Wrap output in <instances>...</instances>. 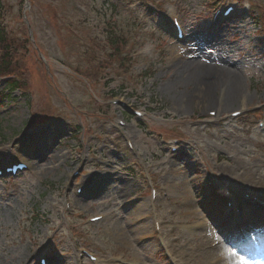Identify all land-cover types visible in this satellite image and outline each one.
<instances>
[{"label":"rangeland","instance_id":"obj_1","mask_svg":"<svg viewBox=\"0 0 264 264\" xmlns=\"http://www.w3.org/2000/svg\"><path fill=\"white\" fill-rule=\"evenodd\" d=\"M3 1L14 14L19 13V0ZM228 1L233 0L220 3ZM241 1L250 3L249 12H241L228 24L212 28L211 17L218 3L213 5L210 0H33L34 8L28 9L31 27L48 55L60 92L49 84V94L42 96L40 83L28 76L31 92L25 95L15 91L0 100V148L11 142L17 145L18 155L33 147L32 158H26L29 172L15 180L6 179L5 186L4 180L0 182V264H38L44 251L54 255L55 264H78L76 256L81 249L95 253L107 264H116L111 260L116 257L138 264H169L154 236L149 178L142 164L118 141L115 126L121 119L129 122L125 131L151 168L161 196L156 206L159 216H163V235L176 240L172 252H181V259L187 264H232L231 257L223 256L224 261H217L221 252L214 241L217 230L192 228L197 223L203 225L215 209L217 199H209L210 193L216 192L221 198L225 187L239 193L241 182L256 192L258 188L264 190V137L261 144L250 138L251 126L262 117L246 114L238 120L229 118L233 111L264 106V30L255 25L250 15L255 4L264 5V0ZM133 2L141 3L137 12L130 8ZM176 8L187 31L186 44L171 42L170 37L165 39L170 27L169 9ZM158 22L163 27L157 26ZM91 38L95 39L92 44ZM111 38L126 39L124 54L120 55L133 57L126 73L127 68L112 49ZM159 39L164 46L158 50ZM89 44L93 51L87 52L92 47ZM150 49H155L153 54H162L159 62L146 54ZM199 65L207 69L235 67L241 98L220 104L225 92L220 78L210 90L214 103L203 102V91L199 92L196 80L185 76L191 66ZM151 66L155 69L152 74L148 72ZM69 67L84 72L100 68L99 76L88 77L92 81L89 85ZM144 72L147 73L142 76ZM4 87L5 84L0 85V89ZM113 93L116 96L111 98ZM113 100L126 101L143 112L149 129L176 127L183 137L162 138L156 132L144 133L125 109L112 105ZM76 111H82L87 124L84 141L73 133L76 129L78 134L83 131ZM211 111H216L222 120L218 127L207 123V113ZM51 112L55 113L51 122L38 130L29 126L33 121L49 118ZM249 123L253 124L246 126ZM55 136L58 143L53 145ZM172 138L181 140L183 150L190 151L189 156L173 165L166 162L170 155L162 146ZM42 141L47 144L37 146ZM108 148H117L119 153L114 170L106 169L115 173L112 183L98 198L76 202L75 189L69 187L67 194L76 212L67 213L63 198L69 176L81 168L75 182L92 180L98 172L91 168L101 162L106 166ZM87 152L91 160L80 165ZM235 154V160L228 159ZM131 163L142 173L132 174ZM215 175L220 176L221 182ZM164 187L170 194L168 198L161 195ZM130 200L135 203L129 204ZM141 207H145L146 215L139 218ZM253 210L252 217L260 220L261 226L264 211L258 207ZM96 214H105L108 220L88 224L86 219ZM219 219L222 221L221 217L214 218ZM253 223L254 227L258 225ZM141 227L145 230L139 234ZM71 228L80 234L76 242Z\"/></svg>","mask_w":264,"mask_h":264},{"label":"bare ground","instance_id":"obj_2","mask_svg":"<svg viewBox=\"0 0 264 264\" xmlns=\"http://www.w3.org/2000/svg\"><path fill=\"white\" fill-rule=\"evenodd\" d=\"M234 69L230 68H209L207 69L206 67H202V66H191L188 71V73H185V76L187 77V79L191 78V80L197 82L198 84V89L199 92H201V90L203 91V93L201 94L202 97V101L203 102H207L208 104H211L214 101L213 95H211L210 90L212 89V87L216 86V82L220 79L221 83V87H223L226 91V96L223 98L222 102L226 103V105L232 101H236L238 98H241V93L238 92V88L240 87L241 89V82H240V78H239V74L237 71V69H235V67H233ZM183 74V73H182ZM185 79V77H184ZM239 89V90H240ZM214 103V102H213ZM221 103V101H220ZM145 207H141L140 208V212L138 214L139 218H142L144 215H146L145 212ZM145 228L141 227L139 229V234L144 233ZM146 232V231H145ZM173 256V255H172ZM210 257V256H209ZM217 260H221L222 258L220 256H216ZM211 258V257H210ZM212 260L215 261V258H213ZM178 263V260L175 261V264ZM66 264H72L71 261H68Z\"/></svg>","mask_w":264,"mask_h":264},{"label":"trees","instance_id":"obj_3","mask_svg":"<svg viewBox=\"0 0 264 264\" xmlns=\"http://www.w3.org/2000/svg\"><path fill=\"white\" fill-rule=\"evenodd\" d=\"M1 1H0V16L2 14V9H4V7L1 5ZM7 32H6V28H4L2 26V24H0V51L3 50L4 52L2 53V55H0V75L3 74H10V75H14V73H18L19 75L22 74L23 69V65L22 62H19L18 64V60L14 59L15 58V53L13 47H14V41H12L11 39L8 38L7 36ZM20 84L16 81L12 82L3 92H0V97L4 98V97H8L6 95V91H10L13 92L15 91V89H17V87H19Z\"/></svg>","mask_w":264,"mask_h":264},{"label":"snow or ice","instance_id":"obj_4","mask_svg":"<svg viewBox=\"0 0 264 264\" xmlns=\"http://www.w3.org/2000/svg\"><path fill=\"white\" fill-rule=\"evenodd\" d=\"M232 256H235L236 255V253L235 252H232V253H230ZM240 264H247V261L244 259V257L243 256H241L240 258Z\"/></svg>","mask_w":264,"mask_h":264}]
</instances>
